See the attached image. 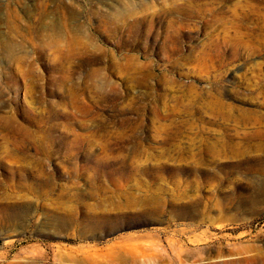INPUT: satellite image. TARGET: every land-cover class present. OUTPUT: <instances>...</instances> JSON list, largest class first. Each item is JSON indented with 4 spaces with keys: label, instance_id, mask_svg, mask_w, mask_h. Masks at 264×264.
<instances>
[{
    "label": "rangeland",
    "instance_id": "374dc122",
    "mask_svg": "<svg viewBox=\"0 0 264 264\" xmlns=\"http://www.w3.org/2000/svg\"><path fill=\"white\" fill-rule=\"evenodd\" d=\"M121 1L63 63L0 10V264H264V0Z\"/></svg>",
    "mask_w": 264,
    "mask_h": 264
},
{
    "label": "bare ground",
    "instance_id": "6f19581e",
    "mask_svg": "<svg viewBox=\"0 0 264 264\" xmlns=\"http://www.w3.org/2000/svg\"><path fill=\"white\" fill-rule=\"evenodd\" d=\"M34 2H35V5L34 4L33 5L35 7L33 8L34 12L32 11L34 13L33 16L31 17L32 21L31 23L27 25H23V23H21L20 21L21 17H19L9 5H4L0 7V10L3 9V12H4L3 14L4 17L2 20L4 21L5 26L8 29L10 35H12L14 39H20L17 42L12 41L11 43H6L4 40H2L4 41L3 43H5L4 45L5 51L11 55L12 53H14V51H16V49L18 50V49L23 48L24 47L23 45L25 44L24 42L34 40L38 37L41 38V37H44L45 35L46 36L50 35L53 40H51V42L49 41L50 43L44 42L45 44H49V45H43V39H42V43L39 46L40 48L44 50L40 49L41 53H46V52L51 53L52 54L51 59L53 61H57L61 63L71 61V57L76 52L86 47V45L82 42V40H80L78 36L76 37L75 35H73L75 34L73 31H75V29L77 28L73 29V27H71L72 25H70L71 21H75L77 18H79L77 17V13L79 14V12L76 13L75 7L65 5L64 0H34ZM50 3H54L55 9L53 10L50 9L49 7ZM132 4L133 3H130V0L121 1L122 9L125 12L129 11L128 8L132 6ZM92 9H95V8H92ZM62 10L65 11L67 15L63 14L64 17H62V19L60 18V20H58L59 18L57 17V15H55L56 18L54 17L52 18V15L55 14L54 12H58V15H59L60 14L59 12L61 11L62 13ZM99 11H98V14H101L103 12V11L102 12L101 11L99 12ZM31 14L32 13L30 12V15ZM0 16L2 15L0 14ZM116 20L117 21L119 20V16L116 13L113 14L111 18H109L108 16H103L99 22L100 29L106 32V35L109 36V33L113 31L115 32V30L118 29V27L115 24ZM47 30H49V32H47ZM66 31H68L67 33L68 35H66L65 33ZM44 32H47V33H44ZM65 37H67L66 42L64 41ZM38 52L40 51L38 50ZM41 59L42 58L39 57L37 61L39 62ZM31 61L34 62L36 60L33 59Z\"/></svg>",
    "mask_w": 264,
    "mask_h": 264
}]
</instances>
